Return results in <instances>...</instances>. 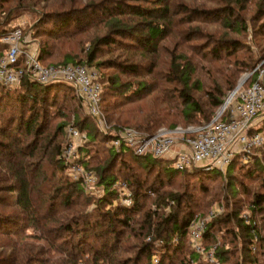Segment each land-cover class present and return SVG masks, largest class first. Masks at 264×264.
<instances>
[{"label":"trees","instance_id":"1","mask_svg":"<svg viewBox=\"0 0 264 264\" xmlns=\"http://www.w3.org/2000/svg\"><path fill=\"white\" fill-rule=\"evenodd\" d=\"M7 2L8 0H0V6ZM169 13L168 0L90 2L83 7L70 6L47 14L48 19L42 21L41 25L50 22V27H44L41 33L47 32L48 36L54 37L69 29L107 22L106 33L92 41L85 54L84 62L89 65L100 52L116 45L132 44L141 52L155 53L158 42L169 31ZM202 13L209 20L221 19L226 27L231 25L228 21L231 10L227 6L213 11L202 10ZM234 25L237 26L236 23ZM8 31L7 28H1L0 36ZM0 43L3 51L5 45ZM236 43L237 41L218 43L217 47L212 48V52L217 56L221 49L232 52ZM38 53L37 58L41 64L82 62L69 54H64L59 61L44 62L50 55L46 43L42 44ZM109 62L118 66L122 72L132 74L139 67L137 63L126 60H102L93 64L100 67ZM187 62L188 60L181 64L172 62L170 67L171 70L176 69V79L181 82L174 96L175 103L179 106L174 115L180 118L183 126L209 120L224 100L225 91L228 93L235 86L237 74L231 71L223 77L220 84L208 87L204 92L205 101L200 103L190 91L189 74L192 67ZM246 65L250 68L249 71L254 67L253 64H244L245 67ZM150 69L149 63L147 70ZM255 74L254 69L241 85H248ZM101 76L103 81L98 80L104 87H101L98 107L104 114L116 105V100L106 99L109 95H119L123 101H131L147 90L143 81L132 84L128 81L119 82L116 76ZM196 84L197 81L191 83L192 86ZM16 86L9 89L0 84V153L6 157L12 177L11 183L0 185V190H3L0 192V204L9 206L6 211L0 209V264H77L81 261L84 264H167L171 257L174 259L180 253L186 255L180 257L178 264L201 258L190 249L187 241V224L194 215L193 195L165 192L161 188L175 176H186L192 182H197V190L206 191L205 182L220 178L219 171L203 170L200 167L174 169L169 159H156L148 153L137 156L123 144L119 145L118 151L113 147L103 150L97 144L105 138L97 130L93 119L83 114L78 123L80 128L84 126L86 138L77 147L83 153L76 160L95 171L100 193L98 196L91 195L83 190L80 180H73L62 174L66 161L59 157L61 130L66 122L64 113L82 107L73 88L61 81L40 84L25 74ZM165 108L163 107V115L160 113L161 108L151 109L142 112L139 117L133 115L130 119L126 118L125 124L140 133L151 134L171 114ZM53 114L61 119L49 126L50 116ZM262 122L264 126V117ZM174 124L173 121L166 126L171 128ZM255 129L258 130L257 127ZM36 162H41L42 167L34 166ZM236 162L234 159L226 165L224 172L227 178L232 179L231 172ZM135 163L139 165V172L133 171ZM257 168L261 169L259 161H255L251 167H245L242 173L253 177L256 176ZM153 172L148 180L146 177ZM39 173L41 177L35 180L34 177ZM54 173L59 175L54 178ZM141 174L145 176L141 178ZM230 179L227 180L226 188L230 192H237L236 187L242 186L243 181L234 182V179ZM117 180L123 181L130 189L132 200L128 205H110L111 199L116 196L114 182ZM146 201L153 205L152 209L145 204ZM263 202L264 193L256 191L249 200L251 215L247 221H243L233 211H226L223 218L212 216L204 223L206 226L202 231L201 241L213 240L218 223L232 221L234 218L236 232H232L245 241V256L251 262L260 240L264 239L258 233L251 216L252 212L264 209ZM91 203L94 205L92 209L85 211L84 208ZM167 203L171 207L164 211ZM64 208L73 211L63 216ZM137 213L141 215L139 220L135 219ZM227 229L225 227L224 232ZM124 234H133L138 239L133 244L132 255L119 258L117 250L122 246L121 237ZM147 235L150 237L148 240L145 239ZM24 237L40 239L44 245L14 248ZM157 240L160 241L159 245L156 244ZM8 246L11 248L6 250ZM157 247L158 259L152 262L150 255ZM213 249L214 256L220 259L224 251L220 246ZM51 253L54 256L50 259ZM44 254L48 256L45 257Z\"/></svg>","mask_w":264,"mask_h":264},{"label":"rangeland","instance_id":"2","mask_svg":"<svg viewBox=\"0 0 264 264\" xmlns=\"http://www.w3.org/2000/svg\"><path fill=\"white\" fill-rule=\"evenodd\" d=\"M103 1L104 0H8L7 3L0 6V29L7 28L10 30L18 27L24 45L33 50L37 57L39 54L38 49L43 43H46V49L50 55L44 62L59 61L64 54H69L74 57V59L81 60L85 63V54L90 43L106 33L108 29L107 22L93 23L90 24V26L87 25L80 29H69L68 32L57 34L54 37L48 36L47 32L45 34L41 33L44 27H50V22L43 25H41V23L48 19L47 14L52 13L54 10L66 9L70 6L83 7L90 2L101 3ZM168 1L170 7L169 17H171L170 28L166 33L167 35L158 42L155 53L141 52L136 47L132 46V44L123 46L116 45L100 52L95 56L91 64H89L90 67L92 66L96 69L98 78L101 82L103 81L101 79V75L103 74L116 76L119 82L128 81L135 84L137 81H143L147 86V90L144 91L139 98H132L131 101H123L120 99L119 95L115 94L109 95L106 98L116 100V105L108 109L105 114L99 110L101 125L105 128V132L100 131L98 128L97 119L94 116L88 115L93 119L92 121L95 123L97 130L101 132L102 137L105 138L100 143H96L97 146L103 150L110 148L108 146L109 130L129 126L125 124L126 118L130 119V116L133 115L139 117L142 112L147 110L161 108L162 111L160 113L163 115V107H166L165 110L167 113H171L166 116L165 120L159 123L157 127H167L166 125L173 121L175 122L174 125L183 126L181 125L182 121L180 118L174 115V112L179 108L178 103H175L174 96L176 95L177 89L181 86V82L176 79V69L171 70L170 68L172 67V62L174 64H181L184 60H188L187 63L191 64L192 69L189 74L190 91L192 96L198 99L200 103H204L205 101V90L213 84H220L223 77L229 75L231 71L237 73L236 85L238 81L243 83L250 74V68H247L248 65L245 67L244 64L264 67V0H239L237 2L234 0ZM226 6L231 10V17L228 20L231 24L229 27H226L221 19H218V21L209 20L203 16L202 10L213 11L223 7L226 8ZM235 23L237 26L234 25ZM239 23H241L240 27ZM229 41H237L236 47L232 49V52H224L223 49H221L220 55L218 56L212 52V48L214 46L217 47L216 44ZM2 46L3 45L0 43V57L2 56ZM102 60L120 62L123 60L132 61L137 63L139 67L138 71L132 74L129 72H122L118 66L110 62L100 67L93 64L95 61ZM149 63L151 64L150 71L147 70ZM193 81H197L196 86L191 85ZM14 87L17 86L12 85L9 89ZM225 93L227 94L226 91ZM75 109L67 110V112L64 113L66 122L61 130L62 140L60 149L68 143L65 133L67 125H72L75 129H78L79 132L85 133L84 126L80 128L78 121L83 114L86 116L87 114L84 112L83 107ZM50 117L52 118L49 126L61 119L57 117L56 114ZM263 117L264 112L255 120V126L258 131L262 133V143L252 148L245 159L241 158V153H237L232 157V160L235 159L237 162L232 169L231 178L234 179V182L243 181V187H236L235 191L237 192H230L229 189L226 188L225 185L230 178H227L228 176L225 175V168L220 171V178L205 182L206 191L197 190V182H192L190 177L186 176H175V178L169 180L161 189L165 192H185L187 195H193L192 200L195 204L192 206L194 215L191 219L194 218V221H202L203 225L205 221L209 220V218L214 215L223 218L226 211H233L234 214H237L243 221H247L251 215V211L248 207L249 200L256 191L264 193ZM83 140H85V138H80L77 139V141L68 143L71 150L67 162L71 161L73 164L79 165L80 168L77 170V168L71 167L66 162L62 174L73 180H80L85 192L98 196L100 193V186L96 183L95 171L84 167L79 160H76L78 156L83 153L77 148ZM22 141L24 142L25 139ZM59 157L62 158L61 155ZM159 157L169 159L166 156L154 158L158 159ZM255 161H259L261 166V169H256V176L248 177L243 174L245 167H251ZM35 165H38L40 168L42 167L41 162H36L34 166ZM133 171L139 172V165L137 163L134 164ZM10 172V168L6 163V157H3L2 153H0V185L11 183L12 177ZM86 173L92 174L94 177L91 178V180H86ZM153 174L154 172L149 175L150 178H146L150 180ZM58 175V173H54L53 177L55 178ZM143 176L145 175H140L141 178H143ZM39 177H41L40 173L36 174L34 178L38 180ZM1 191L3 190H0V192ZM124 191L128 193L127 195H129L131 202L132 195L128 186L125 185ZM118 201L119 199L115 196L111 199L110 205L119 203ZM145 204H147L150 209L153 208V205H149V202L146 201ZM93 206V203H91L84 209L85 211H90ZM168 207H171L170 203H167L163 210L167 211L166 209ZM104 208H106V205ZM0 209L6 211L9 209V206L0 204ZM70 211L73 210L64 208L62 211L63 216L65 213H70ZM140 216L141 215L137 213L135 219L139 220ZM251 217L254 223H256L258 233L264 237V209L252 212ZM205 226L206 225H204V228ZM225 227L228 229L224 232ZM232 231L236 232L234 218L232 221L218 223V230L213 238L214 241L202 242L200 237L197 240L200 248L196 249L194 241L191 239L190 229L187 227V241H189V247L202 259H194L190 262L186 261L185 264H264V239L260 240L258 248L252 258L253 260L250 262L245 256V241L241 240L239 235H234ZM149 238V235L145 236L146 240ZM121 239L122 246L117 250L118 257L124 258L132 255V250H134L133 244L138 238L133 234L129 236L128 234H124ZM156 242L157 245L160 244L159 240ZM27 245L43 246L44 244L40 239L24 237L13 247H26ZM215 246H220L221 250L224 251L220 259L214 256L213 248ZM10 248L11 247L8 246L6 250ZM158 252L159 249L157 247L155 252L150 255L152 262L157 261ZM46 255L48 256V254ZM46 255L45 257H47ZM185 255V253H180L178 256H175L174 259L171 257L167 264H178L180 257H185ZM53 256L52 253L49 254L50 259ZM77 264L84 263L81 261Z\"/></svg>","mask_w":264,"mask_h":264},{"label":"built area","instance_id":"3","mask_svg":"<svg viewBox=\"0 0 264 264\" xmlns=\"http://www.w3.org/2000/svg\"><path fill=\"white\" fill-rule=\"evenodd\" d=\"M0 42L5 45L0 57L1 85H17L24 74L40 84L59 81L69 84L84 112L94 116L100 131L105 132L98 109L101 83L94 67L83 62L42 65L35 52L24 45L18 27L1 35ZM254 69L256 74L253 81L246 86L241 83L221 109L218 107L206 122L181 127H157L151 134L140 133L130 126L119 127L109 130L108 146L117 151L119 145L123 144L137 156L144 153L153 157L166 156L172 168L179 170L200 167L220 172L235 154L241 153V158H247L250 150L262 143V133L255 129V120L264 112V67L256 65ZM65 133L68 143L86 138L85 133L72 125H67ZM68 143L61 147L60 153L66 162L71 150ZM67 163L77 170L80 168L71 161ZM93 177L86 173L85 179L91 180ZM114 187L118 202L128 205L130 197L124 191L125 183L117 180ZM187 225L194 246L199 249L197 240L204 230L203 222L194 221L193 218Z\"/></svg>","mask_w":264,"mask_h":264},{"label":"water","instance_id":"4","mask_svg":"<svg viewBox=\"0 0 264 264\" xmlns=\"http://www.w3.org/2000/svg\"><path fill=\"white\" fill-rule=\"evenodd\" d=\"M243 81V80H242ZM241 81H238L237 84L228 92L227 96L225 97V99L222 101L221 105L219 106V109H221V107L225 104V102L227 101V99L229 98L230 94L235 91L237 89V87L241 84Z\"/></svg>","mask_w":264,"mask_h":264}]
</instances>
